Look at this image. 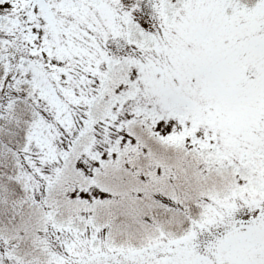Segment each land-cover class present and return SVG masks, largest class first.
Here are the masks:
<instances>
[{"label":"snow or ice","instance_id":"1","mask_svg":"<svg viewBox=\"0 0 264 264\" xmlns=\"http://www.w3.org/2000/svg\"><path fill=\"white\" fill-rule=\"evenodd\" d=\"M0 264H264V0H0Z\"/></svg>","mask_w":264,"mask_h":264}]
</instances>
